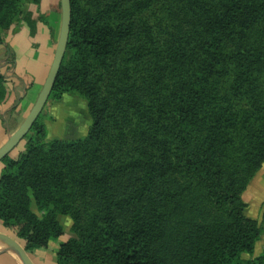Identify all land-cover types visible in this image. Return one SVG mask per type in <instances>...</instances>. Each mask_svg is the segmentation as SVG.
<instances>
[{
	"label": "trees",
	"instance_id": "obj_1",
	"mask_svg": "<svg viewBox=\"0 0 264 264\" xmlns=\"http://www.w3.org/2000/svg\"><path fill=\"white\" fill-rule=\"evenodd\" d=\"M41 1L0 0V44L48 25ZM127 2L70 0L49 98L84 99L91 124L47 140L38 115L0 162L2 226L28 253L69 216L55 264H264L239 197L264 162V0Z\"/></svg>",
	"mask_w": 264,
	"mask_h": 264
},
{
	"label": "crops",
	"instance_id": "obj_2",
	"mask_svg": "<svg viewBox=\"0 0 264 264\" xmlns=\"http://www.w3.org/2000/svg\"><path fill=\"white\" fill-rule=\"evenodd\" d=\"M43 3L44 0L41 1L39 6L41 13L47 12L46 7L45 11L41 9ZM54 15H56L55 12H50V17L55 18ZM45 26L46 25L41 22H38L36 25V33L33 40L37 43L34 45L40 44L37 47L31 45L27 38L28 33L24 29H21L16 33H9L5 37V42L0 44V74L11 77L9 91L7 92L5 100L0 103L1 110H12L10 118L13 124L9 127L7 126V128H17L23 121L42 88L52 62L55 48L53 47V44H50L48 37L49 34L47 30H45ZM9 46L15 53L14 65L11 68L6 61V59L9 58V53H7L6 47L8 48ZM5 140V136L3 137V134L1 133L0 146ZM258 179L254 181H257ZM253 199L256 201L258 200L259 202L257 203L260 205L262 201H264V191L261 194L257 192ZM253 218L255 219L256 217ZM2 229L3 227L1 226L0 232H3ZM66 237L67 236L63 235L57 240L49 242L46 248L33 251L32 254L35 256L36 264H55L56 249L59 243L64 241ZM262 251H264V228L258 240L255 242L252 256H256ZM0 257L1 259L3 258V260L0 259V264H22L19 257H17L10 249L5 248V244H3L1 240ZM242 257L244 258L245 255L243 254ZM33 264L35 263L33 262Z\"/></svg>",
	"mask_w": 264,
	"mask_h": 264
},
{
	"label": "rangeland",
	"instance_id": "obj_3",
	"mask_svg": "<svg viewBox=\"0 0 264 264\" xmlns=\"http://www.w3.org/2000/svg\"><path fill=\"white\" fill-rule=\"evenodd\" d=\"M132 0H128L127 3H130ZM27 2V9L33 11L34 5L31 3V0H25ZM60 0H44V3L41 6V9L45 11V7L47 12L42 13L46 19L48 20V25L45 26V30H47L49 34V41L50 44H53V47H56L59 30H60V24H61V10L60 7ZM56 8L54 10L53 8ZM142 4L139 5V8H135L132 10V13L134 16H141L143 13L141 12ZM40 9V7H39ZM51 9V10H50ZM50 12L54 13L56 15L54 17H50ZM35 14V12H34ZM53 16V15H51ZM50 17V18H49ZM39 22V21H38ZM37 22V23H38ZM42 23V22H41ZM27 31L26 27L22 28ZM34 36H28V40L31 43V45L37 44L36 41L33 40ZM40 45V44H38ZM34 45V46H38ZM9 50V52H12V54L15 57V53L13 49L9 46L6 47V51ZM67 51L65 50L64 55H67ZM18 70V69H17ZM19 72V70H18ZM36 73V72H35ZM12 110H1L0 109V134H3V137L5 136L6 140L7 138L13 133V131L16 128H7L12 123L10 118V113ZM42 114L44 116V124L46 127V137L47 140L52 138H61V139H76L80 138L86 135L88 128L91 124V119L88 113L87 105L84 99L78 97L77 95H74L73 93H66L63 94L62 97L58 100L49 98L47 99L45 105L42 109ZM7 128V129H6ZM5 140V141H6ZM22 148L21 144H17L9 153L10 156H14L17 154V152ZM0 169H1V163H0ZM259 178V179H258ZM258 179L257 181H254ZM254 181V183H253ZM264 191V162H262L261 166L255 171L253 177L247 182L244 189L241 191L239 197L240 199L246 204L243 213L245 216L249 218L256 217L255 219L260 225L261 232L264 228V220H262V213H263V205L264 201L260 205H258V200H254L253 197L256 196L257 192L262 193ZM31 209L37 214L40 215V213L37 211L34 204H31ZM57 219L59 220L63 233L58 237L65 235L67 237L71 236L72 233L70 231L71 227V219L69 216L65 215H58ZM254 219V218H253ZM2 226L0 222V227ZM3 227V226H2ZM3 233H6L7 235L11 236L12 238L16 239L17 242H19L22 246H24V241L19 239L15 236V229L14 228H5L2 229ZM66 237V238H67ZM58 238L54 239L57 240ZM54 240H51L52 242ZM49 241V242H51ZM5 244V243H3ZM60 244V243H59ZM47 247V246H46ZM44 247V248H46ZM5 248L10 249L17 257V253L14 250L13 247L6 245ZM40 248V249H44ZM35 251V250H33ZM28 252L29 257L31 260L36 264L35 256L32 254V252ZM246 258L249 257L248 254H244ZM244 257V258H245ZM1 259V257H0ZM3 260V258L1 259ZM5 260V259H4Z\"/></svg>",
	"mask_w": 264,
	"mask_h": 264
},
{
	"label": "water",
	"instance_id": "obj_4",
	"mask_svg": "<svg viewBox=\"0 0 264 264\" xmlns=\"http://www.w3.org/2000/svg\"><path fill=\"white\" fill-rule=\"evenodd\" d=\"M60 10L61 24L59 35L53 59L47 72L46 78L44 80L41 90L37 95L34 104L32 105L31 109L29 110L23 121L7 138V140L0 146V162L6 155L10 153V151L22 140L25 134L29 131L33 122L41 113L43 106L45 105L50 95L58 69L60 67L61 61L66 50L71 16L70 0H60ZM0 240L6 245H9L14 248L22 264H33L28 253L24 250V246L17 242L16 239L12 238L6 233L0 232Z\"/></svg>",
	"mask_w": 264,
	"mask_h": 264
}]
</instances>
